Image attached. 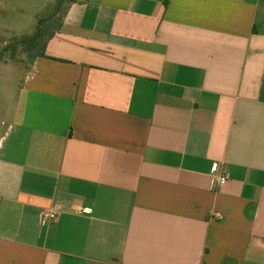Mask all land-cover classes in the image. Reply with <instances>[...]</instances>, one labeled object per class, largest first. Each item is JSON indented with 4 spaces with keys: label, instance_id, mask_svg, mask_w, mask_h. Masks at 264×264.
I'll use <instances>...</instances> for the list:
<instances>
[{
    "label": "crops",
    "instance_id": "crops-1",
    "mask_svg": "<svg viewBox=\"0 0 264 264\" xmlns=\"http://www.w3.org/2000/svg\"><path fill=\"white\" fill-rule=\"evenodd\" d=\"M8 61L0 264H264V0H75Z\"/></svg>",
    "mask_w": 264,
    "mask_h": 264
},
{
    "label": "rangeland",
    "instance_id": "rangeland-1",
    "mask_svg": "<svg viewBox=\"0 0 264 264\" xmlns=\"http://www.w3.org/2000/svg\"><path fill=\"white\" fill-rule=\"evenodd\" d=\"M72 1L75 0H0V46H3L0 59L9 60L7 67L15 62L18 67L25 68ZM52 14L56 23L39 26L40 21L44 22ZM38 26L37 38L29 42Z\"/></svg>",
    "mask_w": 264,
    "mask_h": 264
},
{
    "label": "built area",
    "instance_id": "built-area-1",
    "mask_svg": "<svg viewBox=\"0 0 264 264\" xmlns=\"http://www.w3.org/2000/svg\"><path fill=\"white\" fill-rule=\"evenodd\" d=\"M214 173V186H222L226 181V176L219 171V167L214 166L213 168ZM61 206L60 205H53L48 209H45L41 212L40 215V221L41 223H47L49 221H52L58 217V215L61 213Z\"/></svg>",
    "mask_w": 264,
    "mask_h": 264
},
{
    "label": "trees",
    "instance_id": "trees-1",
    "mask_svg": "<svg viewBox=\"0 0 264 264\" xmlns=\"http://www.w3.org/2000/svg\"><path fill=\"white\" fill-rule=\"evenodd\" d=\"M58 5H60V4H58ZM58 5H57V7H58ZM53 15L54 14H52L50 17H48L46 20H44V22L43 21H40L39 26L42 25V24H47V23H56L55 22V19L53 18L54 17ZM59 22H60V20H59ZM59 22H57V26L59 25ZM39 26L35 29L33 35L30 36V38L28 40L29 42H32V41H34L37 38ZM57 26L54 29H52L49 33H47V35H45V38L42 41L41 48H40V50L35 55L42 54L43 53V46H44L45 42L52 35L53 31L56 30Z\"/></svg>",
    "mask_w": 264,
    "mask_h": 264
}]
</instances>
